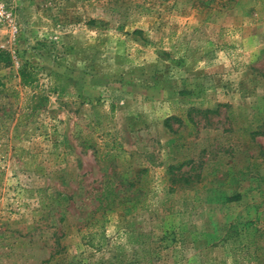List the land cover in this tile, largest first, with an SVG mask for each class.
<instances>
[{
    "label": "rangeland",
    "instance_id": "rangeland-1",
    "mask_svg": "<svg viewBox=\"0 0 264 264\" xmlns=\"http://www.w3.org/2000/svg\"><path fill=\"white\" fill-rule=\"evenodd\" d=\"M3 2L0 264H264V0Z\"/></svg>",
    "mask_w": 264,
    "mask_h": 264
},
{
    "label": "trees",
    "instance_id": "trees-1",
    "mask_svg": "<svg viewBox=\"0 0 264 264\" xmlns=\"http://www.w3.org/2000/svg\"><path fill=\"white\" fill-rule=\"evenodd\" d=\"M258 1H262V0H258ZM140 31L139 30H133L132 33H139ZM17 75H18V78H19V81H20V84L21 86H26V85H29L30 83L32 82H35L36 80V74L35 72L31 69V68H25V67H22V68H19L18 71H17ZM0 89L2 92H6V88H4L3 86H1L0 84ZM13 95H17V92L15 90H11ZM170 119V117H165L162 121L163 123V126L165 128H167L168 130H170V126L168 124V120ZM182 162L176 164V165H168L166 168L167 171L170 169H177V168H180L182 166ZM146 169L145 168H142L140 170H138L137 174H136V179L135 180H132L128 183L129 186H133L136 182H138L139 178L143 177L144 174L146 173ZM172 177L174 178L175 175L171 174ZM178 177V179H181V180H184L186 181V178L182 175H179V176H176ZM138 178V179H137ZM172 180V178L170 179V181ZM174 181V180H172ZM114 191V189H110V186H106L104 187L103 189L100 190V192L98 193V196H97V206H96V209H107L109 207H111L115 202H114V198H113V194L112 192ZM128 200L126 198H124L123 200H117V204H124V203H127Z\"/></svg>",
    "mask_w": 264,
    "mask_h": 264
},
{
    "label": "built area",
    "instance_id": "built-area-1",
    "mask_svg": "<svg viewBox=\"0 0 264 264\" xmlns=\"http://www.w3.org/2000/svg\"><path fill=\"white\" fill-rule=\"evenodd\" d=\"M8 14L6 13V9L4 10V2L0 0V21L6 18Z\"/></svg>",
    "mask_w": 264,
    "mask_h": 264
}]
</instances>
